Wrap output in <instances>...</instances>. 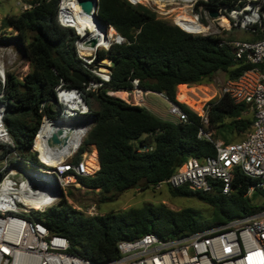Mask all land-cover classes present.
Listing matches in <instances>:
<instances>
[{"label": "trees", "instance_id": "obj_1", "mask_svg": "<svg viewBox=\"0 0 264 264\" xmlns=\"http://www.w3.org/2000/svg\"><path fill=\"white\" fill-rule=\"evenodd\" d=\"M236 2L197 0L193 11L206 25L209 9L222 4L232 7ZM135 3L98 0V20L111 26L125 41L112 42L107 49L97 50L98 65L101 59L110 62L107 65L110 78L93 90H85L83 83L71 75L74 69H79L89 79H99L87 72L77 58L73 44L77 35L58 22L57 0H42L35 7L3 17V27L12 32L1 36L0 43L15 45L28 64V71L21 79L7 71L4 83L0 82L4 123L14 142L13 148L0 144V158L9 149H15L23 157L36 159L30 148L43 115L51 119L60 117L55 88L61 82L77 88L90 111L85 116L93 124L70 161L79 160L87 146H95L98 170L76 181L89 190H97L100 201L113 199L115 194L131 188H154L188 157L214 153L211 142L197 137L200 117L176 99L178 89L211 82L221 71L227 80L233 79L252 65L235 59L233 48L220 44L222 36L186 32L147 6ZM260 37L262 33L252 35L249 40ZM133 79H137L139 88L162 93L177 103L186 112L187 121L162 119L143 106L108 94L131 90ZM43 101L46 105L40 110ZM209 103L206 130L218 133L225 142H229L227 134L243 135L250 128L252 116L245 115V105L234 104L226 94ZM255 181L237 169L232 178L235 189L229 195L219 190L204 193L185 186L167 187L172 196L194 197L206 203L209 206L206 217L191 208L173 210L163 203L86 215L73 208L64 195L42 211L33 209L27 217L41 221L51 234L65 236L70 253L100 263L118 256L117 242L121 239H134L146 232L175 237L264 209V203H256L253 196L256 191L264 198V187L246 193Z\"/></svg>", "mask_w": 264, "mask_h": 264}, {"label": "built area", "instance_id": "obj_2", "mask_svg": "<svg viewBox=\"0 0 264 264\" xmlns=\"http://www.w3.org/2000/svg\"><path fill=\"white\" fill-rule=\"evenodd\" d=\"M41 1L17 0V5L23 11L39 5ZM78 1L57 0V19L61 25L74 30L77 37L73 44L77 58L87 72L99 78L83 83L85 90H93L110 78L108 67L105 71L96 69L99 66L97 50L100 47L107 49L112 42L123 43L125 39L115 31L107 45H99L97 42L94 47L85 46L84 41L93 36L88 28L79 30L75 14L90 15L94 11L97 13V8L86 13ZM196 1L191 2L188 10L196 23L203 26L202 30L188 31L175 18L173 23L189 33L222 36L220 44L231 46L235 59L252 65L236 78L226 80L221 88V94H226L234 104L247 107L252 114V124L242 139L225 142L215 137L212 131L206 130L211 107L208 100L203 101L199 111L190 108L200 117L197 137L211 142L215 151L200 158L188 157L165 180L155 184L154 188L166 186L175 189L185 186L204 193L219 190L221 194L229 195L235 189L233 173L239 169L256 180L246 191L250 194L254 189L264 187V0H237L232 7L222 4L216 8L217 17H210L206 12L209 20L206 25L201 23L199 15L193 11ZM223 19H226V24L221 23ZM212 25L217 30L210 32ZM232 29L247 31L252 35L262 33V37L255 40L225 38L223 32ZM8 45L12 47V44ZM83 49H88L89 54H84ZM17 53L18 49L6 51L10 56V64L16 59ZM5 73L4 63L0 61L1 84L5 81ZM132 84L133 88L123 90L125 95L119 98L129 104L140 105L145 95L153 91L139 88L137 79H133ZM115 93L108 92L118 97ZM157 94L168 102V112L176 117L175 122L187 121L186 112L177 103L169 101L162 93ZM55 96L60 105V117L55 120H68L65 122L67 124L83 123L81 140L78 147L57 165L43 160L41 150L34 149L35 138L43 122L54 121L44 114L30 148L36 159L23 157L15 149H9L0 158V264H264V209L224 224L175 237H161L156 232H146L134 239H121L117 242L118 256L105 262L97 263L70 253V244L65 236L51 234L41 221L27 217L33 209L42 211L55 204L60 198L56 195L57 190L64 192L70 183L83 187L76 181L77 178L94 174L86 153L81 154L79 160L70 161L93 124L92 119L85 116L90 111L75 87H68L61 82L55 88ZM45 105V101L41 102L40 110ZM4 115L5 103L0 102V144L13 148L14 142L4 123ZM46 140L43 142V155L48 156L50 149ZM25 196L35 198L40 207H30L26 204ZM84 213L97 214L93 206Z\"/></svg>", "mask_w": 264, "mask_h": 264}, {"label": "rangeland", "instance_id": "obj_3", "mask_svg": "<svg viewBox=\"0 0 264 264\" xmlns=\"http://www.w3.org/2000/svg\"><path fill=\"white\" fill-rule=\"evenodd\" d=\"M137 2L139 4L145 5L151 10H153L159 17L166 18L169 21H175L184 29L188 31H199L200 26L195 23V18L187 14L188 12L191 14V11L188 10L191 8L190 6H184V3L180 0H131ZM16 0H0V37L4 35H8L12 30L10 28H4L2 25V19L5 15L9 13H18V9L16 6ZM184 6V7H183ZM209 21V20H207ZM94 26V25H93ZM216 29L213 25L209 29V31H213ZM110 35L108 40L113 36L114 31L111 28H108ZM217 30V29H216ZM223 36L227 39H247L249 40L252 37L247 31L232 29L228 32H223ZM1 44L0 43V61L4 63L5 71L12 72L17 78L21 79L24 74L28 71V64L24 60L21 59L20 52L16 54V59L12 64L8 62L9 55L6 54V51L9 49H17L15 45ZM15 49H14V48ZM101 48V47H100ZM107 59H101L100 65L96 68L98 71H105L108 65ZM227 77L224 72H217L212 81L208 83H201L191 86H180L178 89V98L176 99L179 102L185 103L187 106L192 108L193 110L199 111L204 100L210 101L211 99H216L221 95V88L226 82ZM119 94V93H116ZM122 95V93L120 94ZM145 105L158 113L160 116H164L166 118L176 117L172 114H169L168 102L159 94L150 92L145 95ZM246 116L251 117L252 114L250 111L245 112ZM59 118V117H57ZM56 118V119H57ZM55 120V119H54ZM51 122V121H49ZM54 124H58L57 120L52 121ZM68 122V120H65ZM213 135L217 138L223 140L222 136L213 131ZM81 134L73 137V147L77 146L79 143ZM229 138V142H235L244 137L241 134H227ZM73 149V148H72ZM87 154V161L90 165L92 163V156H94V151L92 145L86 147L85 151L81 154ZM74 182V181H72ZM64 197L67 199L69 204L76 210H79L84 213L88 208L93 206L97 212V214H104L109 211L119 212L122 209L130 208V207H140L144 204H160L163 203L167 207L173 210H180L182 208H191L202 216L206 217L209 213V206L194 198V197H178L172 196L168 191L166 186H163L160 189L149 188L146 190H142L140 188H131L125 190L122 193L115 194V197L110 200L100 201V194L97 190L92 191L85 187H80L75 183H70L64 188L63 192ZM254 201L256 203H264V198L260 196V194L254 191Z\"/></svg>", "mask_w": 264, "mask_h": 264}, {"label": "bare ground", "instance_id": "obj_4", "mask_svg": "<svg viewBox=\"0 0 264 264\" xmlns=\"http://www.w3.org/2000/svg\"><path fill=\"white\" fill-rule=\"evenodd\" d=\"M169 1L170 0H166ZM184 3V6H190L189 4L191 2H193L194 0H180ZM183 6V7H184ZM187 14L190 15V13L188 12ZM193 17V15H190ZM76 17V21L75 23L79 25V30H83L84 28H88L89 33L93 36L97 38V42H99V45H107L109 40L108 37L110 35H112L111 33H109V30H105L103 25H101L100 23L97 22V20L95 19V17L90 14H75ZM196 23V20H195ZM222 24H226V19H223ZM94 25V26H93ZM200 26V30L203 29L202 25ZM82 52L84 54H89V50L88 49H83ZM74 107H76L74 105ZM53 120H51V122L47 121V122H43V124L41 125V128L36 136V140H35V145H34V149H40L42 154H41V158L43 160H45L46 162H48L51 165H57L58 163H60L65 156H67L68 154H70L75 148L78 147L80 140H81V136L79 139V143L77 146L73 147V137L82 134L83 130H84V124L83 123H76V124H67L65 122H57L58 124H54L52 122ZM55 121V120H54ZM56 130H62L63 134H69L68 136V141L65 147L61 148V149H54V150H48L49 151V155L45 156L43 155V149L45 148V144H43L44 140H46V138L50 135L51 132L56 131ZM73 148V149H72ZM26 199V204H28L30 207L32 208H39L40 204L35 200V198L30 197V196H25Z\"/></svg>", "mask_w": 264, "mask_h": 264}, {"label": "water", "instance_id": "obj_5", "mask_svg": "<svg viewBox=\"0 0 264 264\" xmlns=\"http://www.w3.org/2000/svg\"><path fill=\"white\" fill-rule=\"evenodd\" d=\"M78 3L86 13H91L92 9L95 10L98 7V1L96 0H79ZM92 15L95 17L97 22L101 24V22L98 20L97 13H95V11L92 12ZM208 15L210 17H217L218 12L215 8L209 9ZM101 25H103L104 29L106 30L107 25L105 24H101ZM96 44H97L96 37H90L84 41L85 46L94 47ZM71 75L75 79L79 80L81 83H86L89 80V76L79 69H74ZM87 122H91V121H87ZM68 136L69 134L66 135L63 134L62 130H56L51 132L46 140L48 148L50 150H54L65 147L69 139ZM56 195L58 197H61L63 195V192L59 189L57 190Z\"/></svg>", "mask_w": 264, "mask_h": 264}, {"label": "crops", "instance_id": "obj_6", "mask_svg": "<svg viewBox=\"0 0 264 264\" xmlns=\"http://www.w3.org/2000/svg\"><path fill=\"white\" fill-rule=\"evenodd\" d=\"M16 6H17V9H18V11H20V8L18 7V5H17V0H16ZM109 64H110V62H109ZM116 92H125V91H116ZM119 97V96H118ZM122 97V96H121ZM146 103H145V98H144V101L142 102V104H140V106H143V107H145L147 110H149L150 112H152L153 114H155V115H157L158 117H160V118H162V119H166V120H170V121H173V122H175L176 121V118L175 119H173V118H166V117H164V116H160V115H158V113H156L155 111H153L152 109H150L149 107H148V105L146 106L145 105ZM189 107V106H188ZM248 110V109H247ZM168 112V111H167ZM169 113V112H168ZM170 114V113H169ZM92 147H93V151H94V156H92V163H90V166L94 169V173L98 170V168H99V163H98V158H97V150H96V148H95V146L94 145H92ZM89 164V163H88ZM84 187V186H83Z\"/></svg>", "mask_w": 264, "mask_h": 264}]
</instances>
